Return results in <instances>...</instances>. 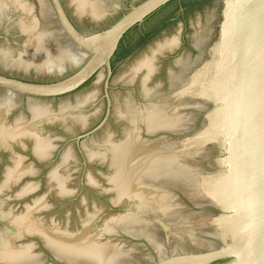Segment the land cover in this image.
I'll return each instance as SVG.
<instances>
[{
  "label": "water",
  "instance_id": "obj_1",
  "mask_svg": "<svg viewBox=\"0 0 264 264\" xmlns=\"http://www.w3.org/2000/svg\"><path fill=\"white\" fill-rule=\"evenodd\" d=\"M170 1L89 0L1 120L0 264H264V0Z\"/></svg>",
  "mask_w": 264,
  "mask_h": 264
},
{
  "label": "trees",
  "instance_id": "obj_2",
  "mask_svg": "<svg viewBox=\"0 0 264 264\" xmlns=\"http://www.w3.org/2000/svg\"><path fill=\"white\" fill-rule=\"evenodd\" d=\"M176 1H178V0H171L166 5H164L160 9H158L156 12H154L151 16H149L145 20V23L147 21H149L152 17H154L155 15L160 13L162 10H164L167 6H169L170 4H172ZM207 2H210V0H179V4L176 6L175 11L177 12L180 9V7H182L183 12L185 13V16H187V14H189V12H192L195 9H198L199 11L202 10V7ZM137 27L138 26L134 27L133 29H136ZM155 32H157V29L142 31V33L140 34V37H139L141 45L146 44L150 39H152L156 35ZM128 33L122 38V40L120 41V43L118 45V48L116 49V51L112 57L111 67H112L113 72L115 70L116 63L120 60L125 59L127 56H129L131 53H133L135 51L134 49H136V48H134V45H132L133 42L131 40H129V38L127 39Z\"/></svg>",
  "mask_w": 264,
  "mask_h": 264
},
{
  "label": "flooded vegetation",
  "instance_id": "obj_3",
  "mask_svg": "<svg viewBox=\"0 0 264 264\" xmlns=\"http://www.w3.org/2000/svg\"><path fill=\"white\" fill-rule=\"evenodd\" d=\"M177 14V16L179 15L180 16V19L182 20L181 21V23H180V25L182 26V28H184V30L183 31H185V32H182V39H181V43H182V45H185V42H186V39H187V35H186V32L188 31V28H189V25H188V21H187V19H185V13L183 12V8L182 7H180V9L176 12H174V15H176ZM177 16H176V18H177ZM143 24V23H142ZM141 24V25H142ZM141 25H139V26H141ZM138 26V27H139ZM134 30V29H133ZM132 31V29L130 30V32ZM130 32L128 33V35L130 34ZM129 38V36H127V39ZM130 40V39H129ZM175 51V50H174ZM115 67H116V65H115Z\"/></svg>",
  "mask_w": 264,
  "mask_h": 264
}]
</instances>
